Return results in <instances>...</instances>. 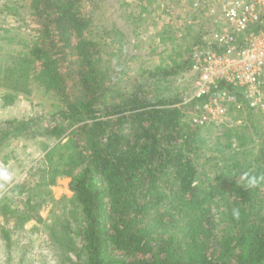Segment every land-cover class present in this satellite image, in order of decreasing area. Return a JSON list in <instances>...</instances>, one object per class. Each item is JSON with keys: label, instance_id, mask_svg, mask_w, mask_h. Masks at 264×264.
I'll use <instances>...</instances> for the list:
<instances>
[{"label": "trees", "instance_id": "1", "mask_svg": "<svg viewBox=\"0 0 264 264\" xmlns=\"http://www.w3.org/2000/svg\"><path fill=\"white\" fill-rule=\"evenodd\" d=\"M110 1L0 0V104L34 91L51 102L36 119H8L0 130V149L23 139L43 152L37 181L14 189L26 191V208L20 212L12 196L4 198L0 217L22 229L35 206L30 194L67 177L71 208L64 205L65 213L47 226L60 264H264V180L248 187L242 179L245 173L264 177V112L229 106L234 121L254 118L257 149L247 148L249 137L233 125L208 139L207 127L191 122L178 93L160 92L192 68V49L184 64L140 67L142 80L125 89L117 50L105 49L117 37V26L103 25L102 8ZM128 6L122 2L117 11L124 15ZM130 13L129 20L140 18ZM198 37L196 44L204 45ZM161 41L180 47L173 37ZM125 50V60L132 59ZM218 87L235 90L224 81ZM207 101L194 98L189 107ZM221 138L225 144L218 147ZM209 140L216 148L207 157ZM199 166L205 167L202 181ZM14 229L0 224L8 255Z\"/></svg>", "mask_w": 264, "mask_h": 264}, {"label": "rangeland", "instance_id": "2", "mask_svg": "<svg viewBox=\"0 0 264 264\" xmlns=\"http://www.w3.org/2000/svg\"><path fill=\"white\" fill-rule=\"evenodd\" d=\"M251 1L256 4L258 11L264 17V0ZM122 2L129 4L127 13H124V15L121 10L117 11L118 5ZM146 5L148 10L141 12V7ZM218 8V0H112L105 4L102 8L106 18L103 25L109 27L117 26V37L114 40H109L105 49L106 51L117 50L114 57L116 59L119 57V62H121L120 71L122 72L119 74L121 85L125 89L130 90L135 83L142 80L139 76L141 74L139 72L140 67L149 69L158 63H167L169 61L172 63V60L177 61L176 63L184 64L190 58L191 49L193 51L195 47L199 46L198 43L196 44L199 40L198 36L202 35L205 40L208 37V35H203L205 30L222 25L218 17ZM133 10L136 13H140L139 19L131 18L129 20L132 17L129 14H132L130 12ZM28 25L34 27L29 22ZM166 36L175 38L180 47L173 50L166 41L160 42V38ZM135 44L137 46L134 47ZM121 48H124V50L120 51ZM126 48L129 52L128 55H134L135 58L129 55V57L133 58L125 60ZM193 75L192 69L188 70V68L179 72L172 78V82L168 84V89L160 90V92L163 95L178 93L179 98L184 101L190 97ZM146 83L148 82L146 81ZM149 86L150 88L153 87L152 85ZM49 103L51 102L45 101L44 97H41L40 92L34 91L28 99L19 97L10 106L3 107L0 104V130L5 127L4 123L8 119H36L50 109ZM184 105L187 106L185 107V113L189 118L193 113L199 111L198 107H200V104L195 105V107H189L190 103ZM260 116L255 119V125H258L257 131L262 129L263 122ZM253 122L254 118L250 119L244 116V121H236L233 124L234 128L236 126L249 137L247 144L249 149H257L258 147L257 136L254 135L255 129L251 126ZM220 125L213 123L206 125L205 136L208 139L210 138V140L220 137L222 134L221 128H223ZM210 140L208 141L210 146L207 145V157L212 154L215 155L214 151L210 153L211 149L216 148L215 144L212 145L213 142ZM220 140H222V144H219L218 147L225 144L224 138ZM42 158L43 152L32 140H11L8 146L0 149V172L6 173L8 176V179L0 176V202L4 198L12 196L13 206L18 208V211L23 212L26 208L24 207V201L27 197L26 191L17 194V188L15 189V187L21 183H25L28 186L30 183L34 184L37 181L34 177L37 175L36 172H38L36 168L43 164ZM210 162L208 161L207 164ZM198 163H201V161L199 160ZM201 168L203 167L199 166L198 179L202 181L205 180L206 175L203 173L205 172V167L203 171ZM207 169L208 166H206ZM68 181L67 177H58L54 185L49 187L43 185L30 194L34 197L35 206L34 210L27 216L28 219L22 229H14L16 224L14 220L5 223L0 217L1 225H5L15 231L11 246L12 251L9 255L0 238V264H60L56 258V249L49 241L47 226L56 216L65 213L63 209L66 206L64 205L67 204L69 206L67 207L68 210L71 208L69 202L66 201L72 195L68 189ZM47 190L50 192L47 193ZM62 197L65 198L64 201L61 200ZM36 213H39L40 217L46 220L45 223H39L36 220Z\"/></svg>", "mask_w": 264, "mask_h": 264}, {"label": "built area", "instance_id": "3", "mask_svg": "<svg viewBox=\"0 0 264 264\" xmlns=\"http://www.w3.org/2000/svg\"><path fill=\"white\" fill-rule=\"evenodd\" d=\"M218 2L222 25L208 35L204 45L193 49L191 94L181 102L208 97L191 115L194 125H233L236 121L230 116V105L236 111L264 112V17L251 0ZM257 25L261 28L255 29ZM220 81L235 90L219 88Z\"/></svg>", "mask_w": 264, "mask_h": 264}, {"label": "clouds", "instance_id": "4", "mask_svg": "<svg viewBox=\"0 0 264 264\" xmlns=\"http://www.w3.org/2000/svg\"><path fill=\"white\" fill-rule=\"evenodd\" d=\"M0 176H3L4 179H8L6 173L0 172ZM245 178H247L248 187H253L259 182V180H264V177L257 178V177L249 176L247 173H245L244 176L242 177V179ZM232 214L234 218H239L240 215L239 209H233Z\"/></svg>", "mask_w": 264, "mask_h": 264}]
</instances>
